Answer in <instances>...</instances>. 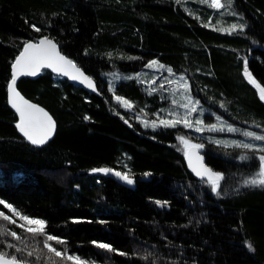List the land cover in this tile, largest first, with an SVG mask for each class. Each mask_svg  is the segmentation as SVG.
Returning <instances> with one entry per match:
<instances>
[{"label":"trees","instance_id":"trees-1","mask_svg":"<svg viewBox=\"0 0 264 264\" xmlns=\"http://www.w3.org/2000/svg\"><path fill=\"white\" fill-rule=\"evenodd\" d=\"M221 4L215 9L211 0H0V199L20 217L45 221L43 232H28L0 205L11 218L0 217V231L21 237L0 234L6 259L14 254L27 264H76L67 259L76 255L84 264H264V187L243 186L264 153L214 143L264 141L208 130L230 123L264 135V102L243 74L247 58L264 87V0ZM241 23L242 32L229 34ZM44 37L95 80L99 94L47 71L37 81L22 79L19 91L58 125L55 139L39 149L20 136L8 87L25 43ZM181 77L186 91L177 85ZM117 96L134 117L115 111ZM184 118L192 128L159 124ZM154 120L156 128L150 126ZM181 136L204 144L207 165L225 177L222 195L191 172ZM245 154L252 158L241 160ZM100 168L127 174L134 183L93 172ZM49 235L63 243L47 240Z\"/></svg>","mask_w":264,"mask_h":264},{"label":"snow or ice","instance_id":"snow-or-ice-1","mask_svg":"<svg viewBox=\"0 0 264 264\" xmlns=\"http://www.w3.org/2000/svg\"><path fill=\"white\" fill-rule=\"evenodd\" d=\"M213 7H223L220 3V0H212ZM235 15V13H233ZM245 28L244 24H233L231 29L229 30V34L232 32H242ZM36 31H40V29H36ZM156 61H152L148 66L151 67L152 64H155ZM244 76L248 79V81L254 84L259 89L260 98L264 100V87H261L260 84L256 81V79L252 76V73L248 69V60L244 58ZM52 69L54 73L59 76L68 77L73 81H78L82 84H85L87 87L95 90L94 84L92 80L84 74L83 71L75 64V62L69 59L67 56L63 55L58 48L57 43L53 42V40L48 39L47 37L40 39L38 42H26L23 50L20 52L19 56L16 57L15 62L12 65V77L9 85L10 92L12 94L11 104L12 107L19 114V123L17 127L21 133L34 145H42L46 143V141L51 137L52 133L55 129V121L52 117L43 109L38 107L35 104L30 103L25 100L22 96H20L19 92L16 90L17 79L20 76H37L42 69ZM171 72V69H168ZM183 79V77H181ZM163 87V85H161ZM187 87V85H185ZM118 101L121 100L120 97H116ZM124 106H128V102L124 101ZM175 103V101H174ZM198 104L199 101H196ZM223 106V105H221ZM185 108L188 105H184ZM191 112H196V108L192 107ZM88 119V117H85ZM219 119V117L217 118ZM183 123L186 128H192L193 125L189 119H160L159 124L164 127H176L177 124ZM201 123V121H197V124ZM145 126H149L147 122H145ZM151 127L156 128V121L151 122ZM204 129L201 127H196L195 131L202 132ZM209 131H224V128H217L216 125H210L208 128ZM227 131L236 132L239 129H236L232 126H228ZM243 135L246 137H250L256 141H264V135H259L255 132L244 131ZM181 143L185 148V155L188 158L189 167H191L192 171L199 178H206L204 182L210 186L211 191L219 196L222 195L220 188V182L225 179L224 175L219 171H213L211 168L207 167L203 163V156L199 154V150L204 148V144L202 143H191L188 139H185L183 136L179 137ZM216 144H226L229 147H237L245 150H249L253 153L259 152L264 153V146H258L250 142H242V141H214ZM249 155H241V160L251 159ZM258 160L260 162L259 170L253 174V176L249 179H245L243 181V186H262L264 187V154H260L258 156ZM102 172L108 173L111 170L107 168L93 169V172ZM115 175L121 177L128 184H133L134 181L127 174H121L120 172H116ZM148 175V174H146ZM238 190V189H237ZM157 205L163 207V204L160 201H156ZM0 205H4L6 208L11 210L16 215H20L16 210L12 207L10 203H5L4 200L0 199ZM0 217H3L4 220H10V216L5 215L3 212H0ZM24 221H27L29 224H41L43 225L45 221L40 219H29L27 215L22 216ZM15 223V221H11ZM78 222V221H77ZM21 227H23L21 225ZM28 232H33L35 230L29 228ZM38 231L43 232V229H39ZM0 234L10 235L15 238V240L20 241L21 237L17 235L15 231H11L10 233H6L0 231ZM47 240H56L57 243H63L62 240H59L55 236L49 235ZM94 244L96 242H93ZM46 247L49 248L50 251L55 252L56 256H61L62 253L57 251L55 248H52L51 245L45 244ZM97 246L102 249H106L107 251H112V248L107 243H98ZM6 247L14 248L16 252H23L24 249L18 247L15 244H7ZM251 250V245H248ZM123 254V253H120ZM28 256H32L33 252L28 251ZM7 253L0 252V264H27L24 257L21 256L19 259L16 255H11L10 258L6 259ZM147 258V257H145ZM38 259V257H37ZM67 259L70 261H75L76 264H84V261L80 259L79 256L71 255L67 256Z\"/></svg>","mask_w":264,"mask_h":264},{"label":"water","instance_id":"water-1","mask_svg":"<svg viewBox=\"0 0 264 264\" xmlns=\"http://www.w3.org/2000/svg\"><path fill=\"white\" fill-rule=\"evenodd\" d=\"M45 38V37H44ZM48 38V37H47ZM48 39H51V38H48ZM51 40H53V39H51ZM53 42H55L56 43V41L55 40H53ZM33 43H35V42H33ZM58 45V44H57ZM24 48V47H23ZM58 48H59V50L61 51V53L63 54V55H65L63 52H62V50H61V48L58 46ZM23 50V49H22ZM66 56V55H65ZM69 58V57H68ZM70 59V58H69ZM76 64V63H75ZM77 65V64H76ZM78 66V65H77ZM79 67V66H78ZM80 68V67H79ZM81 69V68H80ZM45 71H47V72H49V73H51L52 75H54V76H56V77H58V78H61V79H63V80H66V81H68L71 85H74V86H76V87H78V88H81L82 90H84L85 92H88V93H90V94H92L93 96H98V94H99V92H98V87H97V83L95 82V80L92 78V77H90L88 74H86L82 69H81V71H83L84 72V74L86 75V76H88L91 80H92V82H93V84H94V87H95V90H93L92 88H89V87H87L85 84H82V83H80V82H78V81H73V80H71L70 78H68V77H63V76H59V75H57L56 73H54L53 71H52V69H42L41 71H40V73L37 75V76H35V77H33V76H20L18 79H17V83H16V90L19 92V94H20V96H22L25 100H27V101H29L30 103H32V104H35V105H37L38 107H40V108H43L42 106H40L39 104H37V103H34L33 101H31V100H29V99H27L20 91H19V89H18V84H19V82L22 80V79H28V80H31V81H37L41 76H42V74L45 72ZM12 72H13V69H12ZM10 85V84H9ZM11 99H12V94H11V92H10V89H9V87H8V103H9V106H10V108H11V110L14 112V114L18 117V120H19V114L16 112V110L12 107V104H11ZM263 102H264V100H263ZM51 117H52V119L55 121V119H54V117L49 113V111H47L45 108H43ZM19 123V122H18ZM18 131H19V129H18ZM57 131H58V125H57V122L55 121V129H54V132L52 133V135H51V137L46 141V143H44V144H42V145H34V144H32L24 135H23V133H21L20 131H19V134H20V136L24 139V140H26L30 145H32L33 147H35V148H39V149H41V148H43V147H45L46 145H48L49 143H51L54 139H55V137H56V135H57ZM199 154L200 155H202L203 156V163H204V165L205 166H207V167H209L208 165H207V163H206V157H205V155H204V150L203 149H200L199 150ZM186 161H187V164H188V158H187V156H186ZM188 166H189V164H188ZM190 168V170H191V172L195 175V173L192 171V169H191V167H189ZM210 168V167H209ZM97 174H99V175H102V176H105V177H108V178H111V179H114V180H117V181H119V182H122V183H126V181H124L121 177H119V176H117V175H115V172L114 171H110V172H108V173H102V172H97ZM196 176V175H195ZM197 177V176H196ZM198 179H200V180H204V179H206V178H204V179H202V178H199V177H197Z\"/></svg>","mask_w":264,"mask_h":264},{"label":"rangeland","instance_id":"rangeland-1","mask_svg":"<svg viewBox=\"0 0 264 264\" xmlns=\"http://www.w3.org/2000/svg\"><path fill=\"white\" fill-rule=\"evenodd\" d=\"M211 3H212V0H211ZM220 3H221V0H220ZM212 7H213V3H212ZM213 8H215V9H219V8H217V7H213ZM176 82H177V85H181L182 87H181V89H183L184 91H186L187 90V87H185V85H187V82L184 80V79H181V78H178L177 80H176ZM124 101L123 100H120V101H116L115 102V104H116V107H115V111L119 114V115H122L123 116V114L124 113H126L127 112V114H128V116L129 117H134V111L129 107V106H124V103H123ZM124 112V113H123ZM177 115V114H176ZM140 118H141V114H139L138 115ZM144 119V118H143ZM140 120V119H139ZM145 120V119H144ZM147 120V119H146ZM228 126H232V127H234V128H236V129H239V131H236V132H229V131H227L226 129H227V127ZM224 128L225 130L224 131H226V132H228V133H230V134H243V132L244 131H250V130H245V129H243V128H240V127H237L236 125H233V124H230V123H225V124H220V127L219 128ZM258 134V133H257ZM260 135V134H259ZM190 141V140H189ZM191 143H194L193 141H190ZM182 146H183V144H182ZM183 149L185 150V148H184V146H183ZM8 209V208H7ZM11 211V210H10ZM12 212V211H11ZM12 214H13V219H15V220H20V221H22L23 222V224H25L27 227H30V228H33V230H36V229H41L42 227H43V225H41V224H29L27 221H24L23 219H22V217H20V216H18V215H16L15 213H13L12 212ZM73 262H75V261H73Z\"/></svg>","mask_w":264,"mask_h":264}]
</instances>
